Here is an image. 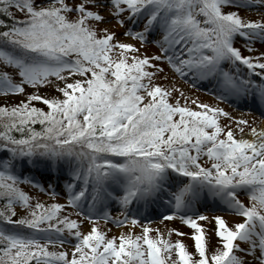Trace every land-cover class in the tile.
<instances>
[{
  "label": "snow or ice",
  "instance_id": "1",
  "mask_svg": "<svg viewBox=\"0 0 264 264\" xmlns=\"http://www.w3.org/2000/svg\"><path fill=\"white\" fill-rule=\"evenodd\" d=\"M153 61L264 108V0H0V264H264V130L237 139L223 108L154 85Z\"/></svg>",
  "mask_w": 264,
  "mask_h": 264
},
{
  "label": "rangeland",
  "instance_id": "2",
  "mask_svg": "<svg viewBox=\"0 0 264 264\" xmlns=\"http://www.w3.org/2000/svg\"><path fill=\"white\" fill-rule=\"evenodd\" d=\"M252 13H255V11H253ZM248 16L254 20L260 19V16L258 14H249ZM110 27H113L115 29V31H119L117 33V37L120 40V42L134 43V44H136L137 47L143 48L141 50V53H140L141 55H145V54L148 56L153 55V53L149 47L148 48L141 47V45L138 42L131 41L130 39H126V38L122 37L121 33L124 32L123 28H119L115 24H113ZM157 38H159V37H157ZM147 45L155 47V51H154L155 55L159 54V51H158L155 43L150 42ZM257 47L259 48L260 46L257 45ZM157 66L159 68L164 69V71L162 73L158 74L159 78L161 79L162 83H164V85H166L165 82H169V85L172 86V83H171L172 79L171 78L179 79V77L176 76L171 71L170 67L167 65L166 62L165 63L157 62ZM165 77H167V79ZM175 86H177V88L183 90L184 93L186 95H188L189 97H191L192 95H197V96H192L191 98H193V99L199 98V100H203L207 104H210L214 107L219 106V107L223 108L227 113H229V115H230V117H232V119L227 118L228 119L227 121L229 123H231L230 124L231 126H229V127L232 128L231 130L234 132V135L236 136L237 139H240L241 137H243L245 139H249L248 137L249 136L251 137V134H250L251 127L257 128L258 131L264 130V116L261 115V113L264 112V108H262L259 104L252 102L251 100H249L248 102L247 101H241V102L233 101L232 104H228V103L221 104V103H219L218 100L215 99L214 95L208 94L210 89L207 85H199L197 88H193L190 83H188L187 86H185L183 84L178 85V83H176ZM246 102L248 104L247 106H246ZM251 104H253L252 107H251ZM0 106H3V105L0 104ZM241 119L247 120L249 122L248 126L245 127V133L244 134H240V132L238 131V126L235 123L236 120H241ZM227 130H228V128H227ZM25 188H27V187L25 186ZM27 190L29 192L28 188H27ZM43 198L49 199L48 197H43ZM241 199L244 200L245 203L247 202L245 197H241ZM60 201L65 202L63 199H60ZM214 208H215V205H213L211 202H209V205L207 208H204V207L201 208V212L205 215H208L211 222H209V221H198V223L203 228H205L206 235L210 239L216 238L214 232L212 231V229L214 228V220H212L211 218L214 215H220L221 214L219 212L214 211L213 210ZM113 215L115 216L116 214L113 213ZM225 219L231 221L232 217L225 215ZM101 223H102L103 229H105V231L109 232L108 236H118L121 233L129 232V231H131L134 235H140V228H138V227L133 229L130 227H116V226L111 225V224L105 225L103 223V221H101ZM144 223L148 224L150 227L153 226L152 227L153 229H159L160 232L162 231L164 236H168L167 233L173 229H178L181 232L187 233V235H189L190 232L193 233L192 229L183 225L179 220L161 222L160 219H153L152 221L145 220ZM87 227H90V224ZM109 229H110V231H109ZM180 237L181 236H176L175 234H173L170 237V239H171V241H177L178 239H180Z\"/></svg>",
  "mask_w": 264,
  "mask_h": 264
},
{
  "label": "trees",
  "instance_id": "3",
  "mask_svg": "<svg viewBox=\"0 0 264 264\" xmlns=\"http://www.w3.org/2000/svg\"><path fill=\"white\" fill-rule=\"evenodd\" d=\"M112 29L115 31V29L112 27ZM118 51V50H117ZM115 53H113V56L115 57ZM153 63H156L157 64V62H155V61H153ZM149 71H152V69H148ZM153 84L154 85H159V86H161V87H163V83H162V81H161V79L159 78V75H157L156 77H154L153 78ZM177 98H180L178 95L176 96L173 92H172V96L171 97H169V102L170 103H175V101H176V99ZM180 100H181V104L183 105L184 104V100L183 99H181L180 98ZM37 127V130H39V126L37 125L36 126ZM42 202H46V203H51V202H53V201H42ZM57 202V201H56ZM73 219H76V217L73 215V217H72ZM98 227H100L99 225H98ZM102 230V229H101ZM109 238H111V237H109ZM188 237H186V236H184L183 238H181L179 241H181V242H183L187 247H188V249H189V251H193L194 250V245H192V240H188L187 239ZM211 240V239H210ZM212 241V244H213V246H215V244H216V240H211Z\"/></svg>",
  "mask_w": 264,
  "mask_h": 264
},
{
  "label": "bare ground",
  "instance_id": "4",
  "mask_svg": "<svg viewBox=\"0 0 264 264\" xmlns=\"http://www.w3.org/2000/svg\"><path fill=\"white\" fill-rule=\"evenodd\" d=\"M248 138H249V139H252V136H251V137L249 136Z\"/></svg>",
  "mask_w": 264,
  "mask_h": 264
}]
</instances>
